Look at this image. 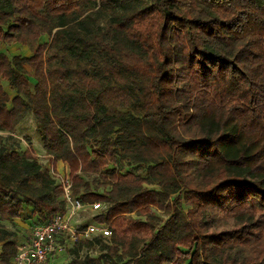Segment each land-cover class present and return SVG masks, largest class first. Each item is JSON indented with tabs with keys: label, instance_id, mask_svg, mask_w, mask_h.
Here are the masks:
<instances>
[{
	"label": "trees",
	"instance_id": "obj_1",
	"mask_svg": "<svg viewBox=\"0 0 264 264\" xmlns=\"http://www.w3.org/2000/svg\"><path fill=\"white\" fill-rule=\"evenodd\" d=\"M16 42L33 51L0 50V131L32 114L113 234L66 264H264V0H0ZM30 207L51 218L63 186L0 134V264Z\"/></svg>",
	"mask_w": 264,
	"mask_h": 264
},
{
	"label": "built area",
	"instance_id": "obj_2",
	"mask_svg": "<svg viewBox=\"0 0 264 264\" xmlns=\"http://www.w3.org/2000/svg\"><path fill=\"white\" fill-rule=\"evenodd\" d=\"M51 172L53 175H59L54 168ZM62 178L65 208L31 228L29 241L17 245V252L10 258L11 264H55L59 254L81 239L110 236L111 228L108 224L96 221L77 224L71 220L82 210H94L102 205L99 201L88 203L73 196L70 178Z\"/></svg>",
	"mask_w": 264,
	"mask_h": 264
},
{
	"label": "rangeland",
	"instance_id": "obj_3",
	"mask_svg": "<svg viewBox=\"0 0 264 264\" xmlns=\"http://www.w3.org/2000/svg\"><path fill=\"white\" fill-rule=\"evenodd\" d=\"M49 39V35L45 33L39 38V41L44 43ZM1 51H7L9 55H17V53L29 56L31 55L33 48L28 47L27 45L21 44L20 42L11 43V44H2ZM5 85V89L10 92L11 95H14L15 92L10 90L7 82L3 81ZM0 134H4L6 137V142L10 143L11 145H14L15 143H18V149L19 152H25L30 151L33 152V154L37 157V159L40 161V163L43 164V167L46 171H49V173H52L53 171V163L52 159L46 155L45 150L41 146V135L39 134V126L32 116V114H29L26 118L23 119V121L19 124V126L15 129V131L11 134H7V131L2 132L0 131ZM10 135V136H8ZM55 172L59 175H53L57 178L58 181L62 182L63 178L62 176H67L68 173V165L64 163V165L56 164V168H54ZM68 177V176H67ZM100 208L97 209H90L87 208L86 210L80 211L78 216H75L73 219L74 223L80 224V223H88V222H94L92 220L93 216L99 211ZM157 213L162 219L167 218V214L164 210H160L157 208ZM133 217L141 216L144 218V215L137 214L136 212L132 213ZM43 222L42 218L39 217V215L33 213L32 207L27 208L22 215L21 218L13 219V220H7L5 222L6 226H9L10 228L14 229L17 232V245L23 244L25 242H28L30 239V230L33 226ZM117 226V233L119 237H116L118 240H121L122 235H133L137 234L135 232L134 227L125 219L118 218L116 221ZM112 233L110 236H107V240H110L112 237ZM70 247L67 248L66 252H63L62 254H59V256L56 259L55 264H66L67 261L73 257V254L70 253ZM85 253H89L92 256H96V254L100 253L99 249L93 250H83L80 255H84ZM11 264V263H9Z\"/></svg>",
	"mask_w": 264,
	"mask_h": 264
},
{
	"label": "crops",
	"instance_id": "obj_4",
	"mask_svg": "<svg viewBox=\"0 0 264 264\" xmlns=\"http://www.w3.org/2000/svg\"><path fill=\"white\" fill-rule=\"evenodd\" d=\"M41 146H42V144H41ZM44 149V148H43ZM61 163V165H64V163L63 162H58V164H60ZM66 252V251H65ZM62 254V253H61ZM58 257V256H57ZM56 257V258H57Z\"/></svg>",
	"mask_w": 264,
	"mask_h": 264
}]
</instances>
